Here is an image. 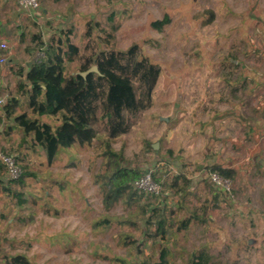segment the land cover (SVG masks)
<instances>
[{
  "label": "rangeland",
  "instance_id": "obj_1",
  "mask_svg": "<svg viewBox=\"0 0 264 264\" xmlns=\"http://www.w3.org/2000/svg\"><path fill=\"white\" fill-rule=\"evenodd\" d=\"M38 2L40 24L28 32L32 37L39 32L46 41L59 31L71 29L70 41L80 45L85 23L94 21L105 31H112L108 47L125 50L138 44L144 56L160 65L161 72L151 108L128 134L112 140L99 134L89 146L61 148L51 165L41 149L31 151L26 143H20L18 130L7 135V125L0 121V150L15 158L24 156L18 165H27L31 173L24 186L13 183L9 187L11 192L22 194L26 200L22 205L0 187V264L4 257L15 254L26 256L31 264H120L115 261L118 258L124 264H154L159 246L152 245L149 235L155 230L156 219L152 214L151 225L146 227L150 213L143 215L141 208L147 204V211L158 209L169 219L168 232L157 242L167 247L169 264H185L189 255L208 239L202 236L203 227L193 219L181 230L180 222L191 215L195 220L209 214L217 218L230 215L231 206L224 193L210 189L212 203L219 204L210 206L209 200L202 203L199 195L194 197L189 190L190 196L179 200L172 189H163L160 198L143 195L137 204L127 207L119 202L106 211L94 177L102 170V154L107 149L121 156L122 165L143 172L156 167L162 181L181 172L184 177L193 178L203 146L209 148L212 156L242 149L240 139L251 126L241 122L244 117L250 119L257 105L254 91H249V86L246 93L244 85L248 82L259 87L260 83L254 67L262 55L250 36L263 24L255 19L263 20L264 16L257 14L256 0ZM207 10L213 12L214 20L203 25ZM165 18L168 23L161 29L152 27L153 22ZM94 36L101 47H106L101 42L104 34L95 30ZM21 43V47H13L14 58L7 64L12 78L6 83L7 92L0 93V97L14 93L15 72L19 66L27 68L34 56L35 51H26L32 47L27 37ZM21 48L25 56L18 52ZM75 68V64L66 65L67 71ZM24 110L23 105L21 111ZM40 120L57 124L53 117L42 116ZM220 162L216 165L224 167V161ZM169 169L170 174L166 172ZM1 175L7 178L6 173ZM206 177L204 169L200 178L208 198ZM105 219L106 224H97ZM231 219L234 229H241L238 218L232 215ZM215 224L212 229L221 228ZM214 257V264H256L260 255L238 246L227 252L217 249ZM260 261L264 263V256Z\"/></svg>",
  "mask_w": 264,
  "mask_h": 264
},
{
  "label": "trees",
  "instance_id": "obj_2",
  "mask_svg": "<svg viewBox=\"0 0 264 264\" xmlns=\"http://www.w3.org/2000/svg\"><path fill=\"white\" fill-rule=\"evenodd\" d=\"M204 13L208 18L203 25L210 24L214 19L213 12L207 10ZM167 23L165 18L153 22L152 27L161 29ZM95 30L105 35L101 42L106 47L98 44ZM71 35V29L59 31L46 41L42 40L39 32L33 35L32 47H27L26 51L31 54L43 49L44 55L39 61H31L27 68L19 66L15 72V91L7 96L0 108V121H5L7 125L6 134L18 130L20 143H26V148L31 151L41 149L48 165L55 161L61 148L89 146L99 134L108 140L128 134L151 108L153 91L161 72L160 65L144 56L138 44H131L125 50L108 47L113 39L112 31H105L97 22L85 23L80 45L70 41ZM67 64H75V70L67 71ZM91 67H96L97 72H90L85 77L80 75ZM23 105L26 110L21 111ZM42 116L53 117L57 124L52 126L40 120ZM102 157V170L95 175L93 182L104 210L114 208L119 202L130 207L139 203L143 195H148L136 192L133 187L148 170L143 172L122 165L121 156L109 149L103 152ZM15 160L19 164L18 161H24L25 158L21 156ZM20 168L21 175L17 179H5L1 173H6V170L0 164V187L5 193H11L22 205L26 202L22 194L11 192L9 188L13 183L24 186L26 177L31 175L27 165ZM205 170L206 175L215 172L228 179L233 175L232 170L216 164L206 165ZM181 174L162 181L157 172L152 179L161 186L162 192L163 189H172L179 200H184L190 196V180ZM149 206L147 204V207L141 208V212L143 215L150 213L146 227L151 225L152 214L156 219L155 230L149 235L152 245L159 246L154 264H169L167 247L158 244L159 239L163 240L168 232L166 224L169 219L160 214L158 209L147 211ZM191 219L192 215L182 220L178 229H185ZM107 222L105 219L97 224ZM136 253L141 254L138 249ZM115 261L120 264L125 262L119 258ZM2 264L31 263L26 256L15 254L4 257ZM185 264H210V255L200 249L191 253Z\"/></svg>",
  "mask_w": 264,
  "mask_h": 264
},
{
  "label": "crops",
  "instance_id": "obj_3",
  "mask_svg": "<svg viewBox=\"0 0 264 264\" xmlns=\"http://www.w3.org/2000/svg\"><path fill=\"white\" fill-rule=\"evenodd\" d=\"M256 3L258 6L256 9L257 14L262 13L264 15V0H256ZM255 19L259 24L263 21L256 32L250 35L262 55L258 57L260 61L257 60L259 62L254 67V72L256 77L260 79V83L259 87H252L247 84L248 82L244 85L246 93L249 86V91H254L257 105L255 112L250 115V119L244 117L243 122H241L244 126H251V129L249 132L246 130L244 136L241 137L239 146L242 149L239 152H223L212 156V154H209L210 150H207L208 147L203 146V148H200L198 153H200L201 161L195 165V170L193 169L197 173L193 178H188L190 180L189 191L194 197L198 198L199 195L202 203L209 200L210 206H219V204L212 203L210 189H213V187L207 182L208 198H205L206 191L202 187L200 176L206 165L216 164L221 160L225 163L224 167L234 173L233 179H230L233 185V194L229 197L224 194L231 206L230 215L227 214L222 218H217V215L209 214L207 218L200 216L196 220L194 217L192 218L194 222L203 227L202 236L206 235L208 239L206 243L199 245L201 247L196 251L205 250L210 255L211 264H214L217 249H223L227 252V250H233L238 246L245 247L246 251L250 253L255 252L260 255L256 264H264L263 261H260L261 258L263 260L264 256V16L263 20L260 17ZM35 24H40L38 17H31L21 11L16 0H0V43H4L8 47L9 62L14 58V45L21 47L24 37H27V40L31 43L32 34H28V32L32 30ZM17 50L25 56L22 48ZM10 78H12V75L9 67L0 65V93L7 92L5 87L6 83L11 80ZM244 104L245 106L249 104L248 95L245 97ZM185 164L187 163L185 162ZM237 212L239 214H236ZM232 215L238 218L241 229H234ZM214 224L221 228L218 230L212 229Z\"/></svg>",
  "mask_w": 264,
  "mask_h": 264
},
{
  "label": "built area",
  "instance_id": "obj_4",
  "mask_svg": "<svg viewBox=\"0 0 264 264\" xmlns=\"http://www.w3.org/2000/svg\"><path fill=\"white\" fill-rule=\"evenodd\" d=\"M18 7L21 11L29 14L31 17H36L39 10L38 0H16ZM0 65L5 66L9 62L8 47L4 43H0ZM43 49H39L34 53L32 61H39L43 57ZM7 94L0 97V108L5 104ZM0 164L6 170V176L9 179H17L21 175V168L15 160V156L3 153L0 150ZM170 174V169L167 171ZM157 173L156 167L147 171V173L133 185L134 190L138 193L152 195L154 197H161V186L155 183L152 179L153 175ZM208 184L216 191L230 195L233 190L231 181L215 172L207 174L206 177Z\"/></svg>",
  "mask_w": 264,
  "mask_h": 264
},
{
  "label": "water",
  "instance_id": "obj_5",
  "mask_svg": "<svg viewBox=\"0 0 264 264\" xmlns=\"http://www.w3.org/2000/svg\"><path fill=\"white\" fill-rule=\"evenodd\" d=\"M90 72H97L96 67H91L88 71L83 72V73H80V75H81L82 77H85V75L88 74V73H90Z\"/></svg>",
  "mask_w": 264,
  "mask_h": 264
}]
</instances>
